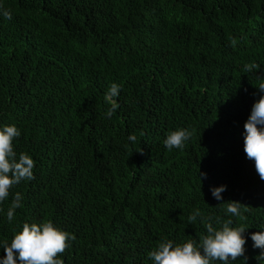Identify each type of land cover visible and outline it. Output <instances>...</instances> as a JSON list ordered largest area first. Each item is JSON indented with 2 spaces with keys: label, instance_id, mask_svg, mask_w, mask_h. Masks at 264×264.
Listing matches in <instances>:
<instances>
[{
  "label": "trees",
  "instance_id": "1",
  "mask_svg": "<svg viewBox=\"0 0 264 264\" xmlns=\"http://www.w3.org/2000/svg\"><path fill=\"white\" fill-rule=\"evenodd\" d=\"M0 6L12 12L0 14V129L15 125L17 158L35 162V179L0 203V259L24 223L51 221L76 236L58 256L65 264H154L148 253L160 242L199 246L203 218L246 229L245 254L229 264H261L251 236L264 232V180L244 152V125L264 96L255 86L264 83V0ZM112 83L121 90L108 118ZM181 128L191 138L168 150ZM224 185L217 200L212 189ZM17 192L23 206L10 223ZM229 201L241 203L239 217Z\"/></svg>",
  "mask_w": 264,
  "mask_h": 264
},
{
  "label": "clouds",
  "instance_id": "2",
  "mask_svg": "<svg viewBox=\"0 0 264 264\" xmlns=\"http://www.w3.org/2000/svg\"><path fill=\"white\" fill-rule=\"evenodd\" d=\"M0 14L5 19H12V12L0 6ZM235 46V40L231 41ZM258 65L248 64L245 72H251ZM260 92H264V83L255 85ZM120 85L112 83L105 93L104 100L111 105L106 116L111 118L119 107L116 98L120 95ZM244 152L249 160L254 161L255 169L261 180H264V96H261L253 105L249 119L245 125ZM21 136V131L15 125H6L0 129V203L4 202L10 194L13 186L22 181L35 179L33 169L35 162L27 153H17L14 150V140ZM192 136V132L187 129H178L170 132L164 140V145L168 150L183 149L185 142ZM133 143L136 136L128 137ZM206 173H200V179L206 177ZM226 185L213 188L212 194L217 200H222V192L226 190ZM21 193H15L11 205L7 211V220L11 223L15 218L18 208L23 206ZM241 203L229 201L226 212L230 216L239 217L241 215ZM201 216L199 209L188 217L190 224ZM202 222L206 228V234L200 235V244L196 245L189 240L183 244L173 246L171 240H165L158 244L154 250L148 253L154 264H212L213 261H222L229 264L238 257L244 256L246 239L243 233L246 229L243 226L232 227V219L224 221L221 228L217 229L210 220ZM69 239L75 241L76 236L62 231L54 226L51 221L38 223H24L22 231L16 233L11 243L5 242L3 249L6 256L0 259V264H65L64 260L58 256L63 254L69 247ZM254 248L262 249L260 255L256 257L262 264L264 262V232H256L251 236ZM18 254V255H17ZM247 258H245L246 261Z\"/></svg>",
  "mask_w": 264,
  "mask_h": 264
}]
</instances>
